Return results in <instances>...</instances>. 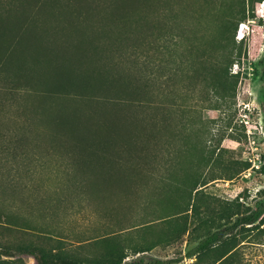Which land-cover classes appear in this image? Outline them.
<instances>
[{"label":"trees","instance_id":"16d2710c","mask_svg":"<svg viewBox=\"0 0 264 264\" xmlns=\"http://www.w3.org/2000/svg\"><path fill=\"white\" fill-rule=\"evenodd\" d=\"M178 1V12H174L172 0H0V91L24 85L35 98L47 102L40 119L53 127L58 139L70 136L72 148L86 155L75 158L69 170L98 176L76 186L83 189L92 185L109 192L110 175L118 172L120 176L112 181L120 192L124 185L125 199L136 179L146 177L150 184V192L145 194L147 181H140L142 186L136 181V187L142 188H138L139 205L144 212L136 225L117 230L107 226L101 235L73 244L31 224L17 212L14 199L27 216L52 217L57 205L49 206L40 196L44 186L33 172L45 170L41 156L27 160L25 151L17 150L18 132L0 131V264H23L25 257L33 258L36 264H178L183 258H193V264H244L243 248L261 244L264 201L250 207L238 200L223 203L205 199L203 190L215 179L204 181L202 173L212 161L201 148L199 121L190 114L197 110V102L210 100L203 93L205 97L196 101L189 92L196 81L207 95L212 92L217 99L211 109L217 108L218 100L234 96L228 69L235 62L231 44L236 27L245 19L246 8L264 0H225L220 5L219 29L207 41L195 39L192 27L190 30L178 23L184 14L191 20L193 17L188 2ZM148 4L157 7L153 15L145 10ZM230 17L236 18L233 25L227 21ZM226 32L231 33L230 40ZM184 40L178 48V42ZM156 63H163L168 74L165 82L171 71L172 77L187 75L192 81L189 89H184L188 93L173 95L174 91H169L160 100L143 98L152 89ZM173 63L180 64L173 68ZM181 63H192L187 73L182 72ZM10 75H24L23 84L14 83ZM98 87L106 95L94 94ZM8 102L1 100L0 110H9ZM73 104L76 108L70 109ZM131 107L142 110L134 121L144 129V139L152 148L138 149L146 166L137 161L118 166L121 161L116 160L118 171L109 165L99 172L97 166L103 169L104 164L91 163L92 155L96 160L102 155H96L91 144L99 149L107 148L110 140L112 145L119 140L129 144L130 140H122L125 136L121 131L122 121H126L124 109ZM173 113L178 115L179 130L170 137L183 143L176 150L170 141L159 144L153 136L170 127ZM8 115L7 123L14 124ZM132 142L136 146L135 139ZM160 145L164 147L158 149L164 162L159 168L154 160ZM60 168L54 166L53 170L59 172ZM246 169L248 164L244 163L240 172ZM16 192L27 196L16 197ZM93 214L100 220L103 215L109 217L99 210ZM184 242L195 245L175 259L150 256Z\"/></svg>","mask_w":264,"mask_h":264},{"label":"rangeland","instance_id":"374dc122","mask_svg":"<svg viewBox=\"0 0 264 264\" xmlns=\"http://www.w3.org/2000/svg\"><path fill=\"white\" fill-rule=\"evenodd\" d=\"M224 1L207 0L203 3V0H186L185 3L188 2L191 6L188 11L193 14L192 20L185 17L184 14L178 23L184 27H190V30L192 27L195 39L207 41L216 35L215 30L220 23L218 18L221 11L220 5ZM185 3L181 4L184 6ZM178 4V0H172L174 12H178ZM263 4L264 1L254 4L248 10L246 8L245 19L238 23L236 27L233 44H231L235 62L228 69L229 76H232L229 80L234 82V96L224 101L218 100L217 108L211 109L216 102L215 99H217L212 92L209 91L207 95V92L202 89V85L197 81H194L195 85H191L193 89L189 92L191 98H195L196 101L205 97L203 93H206L210 100L209 103L197 102V110L190 114L194 121H199L197 128L201 130L202 134L201 148L212 161V164L205 168L202 173L204 181L215 179L203 190L207 201L217 200L225 203L238 200V203L250 207H253L257 202L264 201ZM145 10L151 12L150 15H153V13L157 12V7L155 6L154 8L153 5L148 4ZM235 19L230 17L227 21L233 25L236 21ZM225 36L230 40L231 33L226 32ZM184 42L185 40L179 41L177 47H183ZM187 44L189 43L187 42L184 45ZM196 44H199V42ZM173 64L172 67L174 68L176 64L180 63ZM191 64L181 63L182 72L187 73V67L191 66ZM156 66L155 80L151 91H149L150 94L142 96L143 98L152 97L160 100L169 91H174L173 95L188 93L184 89H189L187 87H190L189 84L192 81L187 79V75L183 78H176V76L172 77L171 71L170 79L165 82L168 74L162 68L164 67L163 63H156ZM179 73L177 77L180 76ZM9 77L14 83L23 84L24 75L22 76L23 78L14 75ZM22 86L24 87V85ZM23 87L11 89V91H0V101L2 100V103L9 101L7 105L11 106L9 110L4 108L0 110V124L2 123L0 131L6 132L10 130V132H18L19 141L17 143L20 145L17 150L18 152L21 150L25 151V155L28 156L27 160L41 156L45 163V170L40 171L38 169L33 174L35 179L41 181L44 186L40 196L47 203L49 202V206L56 204L57 207L54 210L55 215H52V217L46 216V214L27 216L25 215V209L19 207V200L14 199L15 207L18 208L17 212L27 217L31 224L53 231L52 234L59 235L73 244L76 241L93 238L97 234L101 235L102 231L110 226L112 229L117 230L136 225L139 220H142L144 212L141 211L139 202V189L142 188L136 187L135 184L137 181V184L142 186L140 181H147L148 179L145 177L144 179L133 181L131 188H128L130 193H127L125 199L122 195L123 193L125 196L124 192H126L124 185H122V188L120 187L123 192H120L112 181L113 178L115 180L117 176H120L118 172L116 176L110 175L112 179H109L112 188L108 190L109 192L98 191L92 185L86 186V188L83 186V189L77 187L76 183L82 184L89 180L88 177L97 178V174L89 175L80 171L72 172V170H69L72 168L71 165L74 164L72 162L76 160L75 158H84L86 155L72 148L73 142L71 143L68 140V138H71L70 136L57 138L53 127L47 125L39 117L42 106L45 107L47 102L41 97L35 98L31 93L27 92L29 91L28 89ZM101 89L98 87L96 89L97 92L94 94H98V97L106 95L107 92L101 91ZM71 106L70 109L76 108L74 104ZM141 111L132 107L128 110L124 109L126 115L123 118H126V121L125 119L122 121L124 130L121 131V136H125L122 139L124 141L130 140L129 144L119 140L118 146L117 144L112 145L113 143L110 140L107 148L101 146V149L96 144H91V150L96 152L98 156L102 155V158L97 160L95 155H92L91 163L102 161L104 164L103 169L97 166L99 172L103 173V171H106V166L109 167V165L118 171L119 168L115 164L116 160L117 162L121 161L118 166L123 165L124 162L131 165L136 161L146 166V162H144L146 158L138 149L140 147L152 148L144 139V129L139 124L136 126L137 123L134 121L141 116ZM107 112L111 113L108 110ZM177 113L171 114V124L166 131H160L159 134L153 135L159 144L170 141L171 148L174 150L179 149L183 145L179 139L170 137V135H176L179 130ZM6 115H11L15 123L9 125ZM106 118L110 119L108 116ZM243 120L247 123L246 127L242 123ZM259 127H262V131L259 130ZM99 135L103 136L104 132L99 131ZM15 136L17 137L16 134ZM248 137L253 143H251L252 141L248 142ZM134 139L137 147L131 145ZM191 144H194V140L191 141ZM160 147H156L159 154L158 158L154 160L159 168L164 162V157L161 155V150H164V147L161 145ZM158 149L161 150L159 151ZM253 156L257 158L254 163L250 162V159L254 160ZM149 157L152 162L151 154ZM244 163L248 164V169L240 172ZM54 166L55 168L61 167V170L55 172L53 170ZM231 176V180H228ZM149 179H153V177H149ZM146 185L147 187L144 186L146 187L144 188L145 194L150 192L148 181ZM17 192L16 197L21 195ZM21 196L24 199L27 195ZM94 210L104 211L110 218L102 214L105 218L100 220L93 214ZM260 243L257 245H246L243 248L241 252L244 264H264V238ZM185 244L184 242L182 246L171 248L165 252H152L150 256L175 259L178 253L184 255L186 248L195 245L194 242H190L189 246ZM193 262V258H183L178 264H193ZM23 264H36V262L31 257H25Z\"/></svg>","mask_w":264,"mask_h":264},{"label":"built area","instance_id":"2783aa9c","mask_svg":"<svg viewBox=\"0 0 264 264\" xmlns=\"http://www.w3.org/2000/svg\"><path fill=\"white\" fill-rule=\"evenodd\" d=\"M244 121H245V120H243L242 123L245 124V127H246V124H247V123L244 122ZM259 130L262 131V127H259ZM251 141H252V140H250V138L248 137V142H251ZM251 143H253V141H252ZM252 158H254V160H251V159H250V162L254 163L255 159H257V158H255L254 156H253Z\"/></svg>","mask_w":264,"mask_h":264}]
</instances>
